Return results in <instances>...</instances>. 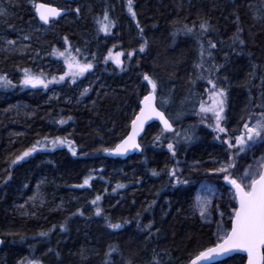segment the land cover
I'll list each match as a JSON object with an SVG mask.
<instances>
[{
    "label": "trees",
    "instance_id": "16d2710c",
    "mask_svg": "<svg viewBox=\"0 0 264 264\" xmlns=\"http://www.w3.org/2000/svg\"><path fill=\"white\" fill-rule=\"evenodd\" d=\"M40 3L68 14L46 29L34 13ZM0 4V40L17 42L20 34L30 35L36 41L32 52L50 55L52 65L59 66L37 67L34 56L0 49V76L11 81L0 85V264H190L214 246L212 230L187 214L198 185L229 184L224 175L204 170L178 173L176 162L185 157L230 163L235 151L223 141L234 139L244 123L264 112V0H132L135 19L128 0ZM105 12L115 25L110 35L97 23ZM53 50L91 63L84 75L92 76L73 77L75 68L59 61ZM25 70L46 82L65 78L33 88L23 84ZM145 75L157 84L160 109L177 112L169 117L174 128L167 133L151 125L142 154L110 159L103 149H113L128 134L149 90ZM209 79L225 92L220 121L225 132L204 125L199 108L189 111L192 101L199 106L212 90ZM82 86H88L86 94ZM53 95L56 99L49 100ZM22 104L29 113L16 114ZM178 126L184 142L171 139ZM57 137L70 141L76 155L69 146H53ZM34 146L30 156L12 163ZM86 178L89 184L79 187ZM109 223L121 227L112 229ZM217 264H245V258Z\"/></svg>",
    "mask_w": 264,
    "mask_h": 264
},
{
    "label": "snow or ice",
    "instance_id": "6c2138e0",
    "mask_svg": "<svg viewBox=\"0 0 264 264\" xmlns=\"http://www.w3.org/2000/svg\"><path fill=\"white\" fill-rule=\"evenodd\" d=\"M132 0H128V11L132 14L133 19H135V13L132 9ZM39 15L40 21L43 24H49L51 19H55L61 15V10L54 7H47L44 4L34 5ZM79 12V9L76 10ZM4 13L0 11V15ZM99 24V31L103 32L105 35H110V30L114 27V22L110 20L108 13L105 12L103 15V20L97 19ZM139 27V25H137ZM200 27L207 31L206 24L202 23ZM188 31H191L189 29ZM24 39H28L27 36ZM67 42V41H65ZM243 43V41H240ZM8 44H15V41L9 40ZM211 47H215L214 44ZM54 54L63 57L65 53L53 50ZM140 51H144V46L142 45ZM132 53H129L131 56ZM66 63L67 60H66ZM115 63L117 66H121V62L116 60ZM79 75H83L85 72L89 71L93 65L91 63H84L77 65ZM68 67L71 68L72 64H68ZM67 75V73H66ZM64 76H60L59 80L53 77L52 80L45 81L40 76H33L25 70V75L23 79L24 85H30L35 88L37 86L48 87L49 83H58L64 80ZM144 79L148 81V84L151 86V93L146 95L143 100L140 102L142 107L140 108L139 114L136 115L135 119L132 121V132L131 134L124 139L121 143L116 144L113 149H103L106 152H110L113 155H123L131 149L139 150V144L136 142V137L139 135L140 131L143 130L144 124L149 120H158L160 124L163 125V132L172 131V125L169 122V119L166 118L165 113L159 110L156 106V90L157 84L147 75L144 76ZM75 83V80H73ZM208 83L212 85V90L209 99L212 101L210 106H205L204 102L200 104V112L202 113H213L216 120V130L219 132H225V129L220 126V121L223 119L222 113L224 111V102L223 97L225 92L223 89H217L216 85L212 80H208ZM11 81L7 80L6 77L0 76V85H10ZM85 89L83 94L87 93ZM206 91H208L206 89ZM61 124L65 121L61 120ZM156 139H159L157 137ZM257 140L264 141V112H262L258 119H256L254 124L249 125V123H244L243 130L234 137V143L229 140H224L223 143L228 145L229 149L238 148V153H243L246 150L250 149L251 145H254ZM251 142V144H249ZM40 143L39 141L37 142ZM51 143L53 146L63 145L67 143L69 145V151L75 156V150L70 146L71 142L66 141L57 137L52 140ZM248 146L246 149L245 146ZM168 150L172 152L173 156L175 152L173 151V144L169 143L167 145ZM36 151L35 146L25 152L22 155L17 156L12 163H18L20 160L30 156L32 152ZM228 163L226 166H221L217 171L225 173L223 179L231 185V188L234 189V200L235 203L231 204L232 215L229 217L231 222L230 231H227L219 237V241L214 247H209L205 251H201L197 257L191 261V264H197L198 261H204L205 264H211L212 259L215 256L220 255L221 253H232V252H243L247 254V264H264V164H261L260 167L262 170L255 171L251 169V166L243 172V175L238 178L234 177L229 169L234 168L235 164L231 163L233 157L229 155ZM157 175L155 171L152 173ZM175 175L173 171L170 173ZM10 178V177H9ZM89 184V179H85L84 183L79 185V187H85ZM117 188H123L124 185L118 184ZM100 200V197L97 196L95 200L92 201L93 204H96ZM208 202L203 201L199 195L195 197V207L198 209L200 216L205 218V208ZM101 211L99 207L96 209V215L99 216ZM109 228L119 229L121 225L119 223H109ZM150 227V226H149ZM222 227V226H218ZM61 230H64L61 227ZM41 236H46L47 233H40ZM28 264H35L33 261H29ZM158 264V262H157Z\"/></svg>",
    "mask_w": 264,
    "mask_h": 264
},
{
    "label": "rangeland",
    "instance_id": "374dc122",
    "mask_svg": "<svg viewBox=\"0 0 264 264\" xmlns=\"http://www.w3.org/2000/svg\"><path fill=\"white\" fill-rule=\"evenodd\" d=\"M48 31L49 30H45L44 35L47 34ZM111 31H112V28L110 30V33ZM25 36H27L28 39H24ZM18 39L19 40L17 42L15 41V44L10 45L7 43V41H9L10 39H7L6 37H4L3 39L0 40V44L4 45V47L0 46V49L5 51L6 54L8 53L9 55H17L22 58L34 56L31 59V61L37 67L43 68L45 66V67H48L49 69L59 68V66L52 65V63L49 61L50 59H52L50 55L43 56L41 54L39 56L35 54L34 52H32V49L35 46L36 41L33 38H31L30 35L20 34L18 36ZM60 58H58L59 61L61 60V62L64 65L68 66V64H72V67L75 68L70 71L71 73H74L72 74L73 77L80 78V79H83V78L88 79V77L92 76V74L90 76L89 75L88 76L79 75L78 74L79 69L77 65L81 63L78 62V60H76L75 58L69 57L67 52L65 53V56L60 57ZM66 60L68 63H66ZM60 64L61 63L59 62L57 65H60ZM81 89L84 92L85 89L88 90V86L87 87L82 86ZM162 90L164 91V93H166L165 86L164 88H162ZM210 94H211V91L210 92L208 91V94L207 95L205 94V97L203 100L206 107L210 106L212 103V101L209 99ZM54 97L56 99V95L49 96V100L52 98L54 99ZM223 102H224V107H225V96L223 97ZM188 106H189V111H193V113L199 108V112L197 113L198 115L200 114L199 116L201 118V121H203L204 125H206L207 127H216V120H215L213 113L200 112V105L198 106L197 103H195V101H192ZM28 109L29 107H27L25 104H22V105L17 106V110L15 112L16 114L18 113L20 114L23 111L29 113ZM181 110L184 114L185 110H184L183 105H181ZM176 113L177 112H168V116L172 118V116ZM255 116H258V114ZM258 118L259 117H256L252 119L251 121H249V125L254 124L256 119ZM212 124H214V126ZM220 126L222 127L221 123H220ZM181 127L182 126H178L177 128L174 129L171 135V139H175L176 141H181V142L185 141V137L183 138V135H182L185 133L182 132L183 130L181 129ZM228 140H234V139L229 138ZM195 142H197V139ZM249 144H251V142H249ZM63 145L69 146L67 143ZM245 147L246 149H248L247 145ZM234 151L235 152L233 154V157H234L233 164H235V167L233 168L234 173L232 174L234 177L238 178L239 176L243 175V172L247 170L249 166H251L252 170H255L257 172L262 170L260 165L264 164V141L257 140L254 145H251L250 149L246 150L243 153H239V155H237L239 151L238 148L234 147ZM208 162L209 163L202 164L196 159L182 157V158H179L176 162V168H177L176 170L178 171V173H184V172L197 173L200 170H204L207 173V175H213V176L221 175V174L225 175V173L219 172L217 171V169H219L221 166H226L227 165L226 161L219 160L217 158H211L208 160ZM233 193L234 191L231 188V185H224V184H208L205 186L198 185L195 190L193 200L191 199L190 207H189L187 215L192 218H198L200 222L202 223V225L212 230L215 244L220 242L219 237L221 235H223L227 231H230L231 222H230L229 217L232 215V207L230 205L235 203ZM197 195H199L203 201L208 202L205 208V218H202L200 216L198 209L195 207V197ZM37 197L29 200V204L34 206L36 201H39L38 199L40 197L39 196ZM218 226H222V227H218Z\"/></svg>",
    "mask_w": 264,
    "mask_h": 264
},
{
    "label": "water",
    "instance_id": "95a60500",
    "mask_svg": "<svg viewBox=\"0 0 264 264\" xmlns=\"http://www.w3.org/2000/svg\"><path fill=\"white\" fill-rule=\"evenodd\" d=\"M41 4H44V5H46L47 7H54V8L60 9V8H58V7H56V6H53V5H50V4H45V3H41ZM60 10H61V15H60L59 17H56L55 19H51L50 22H49V24H43V22L40 21V19H39V15L37 14V11H36L37 19L39 20V22H40L41 25L46 26V27H49L50 24H51L52 22H54V21H59L61 18L65 17V16L68 14V11H67V10H64V9H60ZM149 93H151V91H150ZM149 93H147L146 95H148ZM146 95H145V96H146ZM155 95H156V93H155ZM145 96H144V97H145ZM144 97H143V98H144ZM143 98H142V100H143ZM142 100H141V101H142ZM156 106H157V108H158L159 110H161V109L158 107V105H157V95H156ZM141 107H142V105H141V103H140V104H139V110H138V112H137L136 115L139 114V111H140V108H141ZM161 111H162V110H161ZM136 115L134 116L133 120L135 119ZM165 116H166L167 119H169L168 116H167L166 114H165ZM133 120H132V121H133ZM169 122L171 123L170 119H169ZM154 124H157V125L161 126V128H163V125L160 124V122H159L158 120H149V121H147V122L144 124L143 130L140 131L139 135L136 137V142H137V143L139 144V146H140V147H139V150H137V149H131V150H129L128 152H126L125 154H123V155H113V154H111V153L109 152L108 157H109L110 159H114V160H116V159L126 160V159H128V158H130V157H132V156H134V155H140V154L143 152V147H142V145H141V140L144 138L145 133H146V131H147V128L150 127L151 125H154ZM131 125H132V122H131ZM131 125H130L129 132H128L127 136H126L124 139H126V138L131 134V132H132V126H131ZM171 125H172V123H171ZM172 128H173V126H172ZM124 139H123V140H124ZM123 140H122V141H123ZM122 141H121V142H122ZM121 142H120V143H121ZM114 148H115V147H114ZM233 191H234V189H233ZM1 246H2V239H1V237H0V248H1ZM214 246H215V245H214ZM214 246H213V247H214ZM235 256H241V257H244V258H245V264H247V254H246V253H243V252L221 253L220 255L215 256V257L212 259L211 264L221 263V262H223V261H225V260H228V259H230V258H233V257H235ZM196 257H197V256H196ZM196 257H194L193 259H191V261L194 260ZM191 261H190V264H191ZM197 264H205V262H204V261H198Z\"/></svg>",
    "mask_w": 264,
    "mask_h": 264
}]
</instances>
